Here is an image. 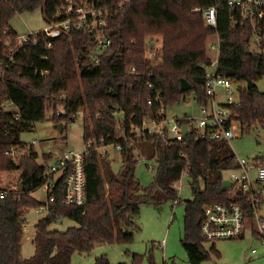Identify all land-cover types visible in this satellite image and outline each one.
Returning a JSON list of instances; mask_svg holds the SVG:
<instances>
[{"label":"trees","instance_id":"obj_1","mask_svg":"<svg viewBox=\"0 0 264 264\" xmlns=\"http://www.w3.org/2000/svg\"><path fill=\"white\" fill-rule=\"evenodd\" d=\"M84 1L106 13L110 47L98 63L89 58L94 36L85 31L72 30L55 39L36 33L10 53L17 37L9 26L13 17L39 10L47 24L56 17L58 8L67 5L66 0H0V171L18 172L21 184L20 191H11L0 200V264H69L74 254L88 255L98 244H130L139 229L136 218L141 206L159 208L175 202V185L183 174L192 197L184 202L180 243L188 264H202L209 252L217 253L215 242L200 235L203 209L212 204L245 205L236 186L222 185L224 174L237 168L235 155L227 150L228 144L197 140L192 132L180 142L150 134L134 139L129 125L139 126L146 117L155 116L160 105L165 112L187 95H193L199 107L208 105L205 68L210 61L205 43L217 34V73L246 84L239 89V105L226 107L230 118L242 134L263 126L264 93L255 84L264 76V43L245 53L253 31L249 26L231 27L226 0ZM211 6L217 7L215 30L204 25L202 10ZM153 36L161 38V48L150 59L144 56L145 42ZM130 68L137 74L129 73ZM3 105L11 107L4 110ZM116 106L125 119L119 128L113 117ZM58 109H63L65 116L56 115ZM49 111L54 124H68V114L82 113V140L88 151L84 157L86 200L80 207L64 206L63 177L58 178L48 214L34 224V253L23 259V212L44 205L30 194L45 182V165L37 163L38 154L26 148L20 135L32 132ZM187 119L174 120L187 124ZM114 143L122 146L121 165L115 173L107 156L98 151L101 145ZM25 148L26 155L18 163L4 156L11 149ZM135 150L146 161L156 163L149 187H142L135 177ZM42 158L45 164L53 157L47 153ZM255 162L264 166V157ZM61 218L74 221L76 226L64 232L50 231L49 226ZM206 243L210 244L209 252L204 249ZM132 263H138L136 255ZM94 264L110 263L100 256ZM148 264L155 263L149 258Z\"/></svg>","mask_w":264,"mask_h":264},{"label":"built area","instance_id":"obj_2","mask_svg":"<svg viewBox=\"0 0 264 264\" xmlns=\"http://www.w3.org/2000/svg\"><path fill=\"white\" fill-rule=\"evenodd\" d=\"M66 7L56 10V17L52 18L46 27L39 32L47 39H55L62 35H67L70 31H85L94 36V45L89 51V58L92 63H98L99 58L110 47V40L106 32V13L102 10L90 8L84 0H66ZM226 6L231 13V27L249 26L252 29V36L248 43L249 51H256L264 43V0H226ZM199 11V10H198ZM204 25L212 30L217 26V7L211 6L202 10ZM28 35L17 36L15 46L10 53H14L29 41ZM212 41L207 44L208 53L215 55L212 59L209 56L210 64L205 68V94L208 98L207 106H200L198 119H187V131L194 133L197 140L212 141L229 144L230 140L236 137L235 132L239 129L237 123L230 118L227 106L239 105V94L232 89V83L228 78L217 73V63L219 56V37L215 34ZM50 47V44L48 45ZM149 53V52H148ZM155 54L145 55L152 59ZM129 73L136 75L134 68H130ZM150 88V85H148ZM221 89L225 94V104L217 102V91ZM4 110H8L10 105H3ZM64 115L63 109H58L56 115ZM81 112L68 114L70 123H73ZM117 128L124 125V113L118 106L113 112ZM182 124L176 120L166 121L164 107L160 105L155 116H148L141 121L139 126L129 125V133L134 139L143 137L144 134L157 135L162 140H172L180 142L182 135ZM170 129V130H169ZM118 137L127 142V137L119 133ZM40 146V141L33 140L26 148L34 149ZM105 145L98 148L102 157L107 156L103 151ZM114 151L118 154L122 151L121 143L112 144ZM26 148L23 149L24 153ZM38 155H44L41 150L35 151ZM86 146L82 150H64L59 154H52V164L45 165V182L42 185L46 192V201L37 212L48 214L47 206L55 199L56 181L63 177L61 203L64 206H83L86 200L85 165L84 157L87 155ZM23 153V155H24ZM136 163L138 159H144L134 151ZM19 155V151L11 149L4 153L5 157L12 161ZM237 168L229 171V177L225 180L236 186L245 199V205L241 204H212L203 209L202 221L200 225V235L207 242L220 240L239 239L245 230L251 231L252 235L260 238L264 245V166L258 165L255 160L248 163L244 159L234 158ZM145 160V159H144ZM150 171L154 168L149 167ZM2 172L0 171V177ZM13 190L0 188V200L6 198ZM250 210V212H249ZM253 223L254 227H251ZM256 250H251V254H256Z\"/></svg>","mask_w":264,"mask_h":264},{"label":"rangeland","instance_id":"obj_3","mask_svg":"<svg viewBox=\"0 0 264 264\" xmlns=\"http://www.w3.org/2000/svg\"><path fill=\"white\" fill-rule=\"evenodd\" d=\"M9 26L17 36L28 35L29 33L42 31L46 23L39 10L31 13H24L13 17ZM208 37L205 43L212 41ZM144 56L155 54L161 48V38L153 36L146 39ZM149 52V53H148ZM212 59L215 55L207 53ZM259 92L264 93V76L256 82ZM246 87L244 82L232 83V89L236 94L239 89ZM217 102L225 104V94L221 89L217 91ZM200 107L194 101L193 95H187L185 100L178 104L172 105L165 110L166 121L170 122L175 118L187 116L192 119H198ZM50 111L47 112L46 120L37 123L30 133L20 135L21 142L29 145L33 140L40 141V146L33 150H41L47 154H59L64 150L79 151L84 148L83 134V117H78L73 123H61L65 127L63 132L53 128L55 125L50 120ZM170 130V129H169ZM236 137L230 140L227 150L235 155L238 159H244L248 163L258 158L264 157V124L252 129L249 133L242 134L239 129L235 132ZM107 160L110 161L111 170L115 173L121 165L120 155L114 151V148L106 146L104 150ZM24 150H19V155L14 162L26 155ZM53 159L47 160V166L52 164ZM38 164H43L42 155H38ZM149 167L154 168L150 171ZM156 174V163L138 159L135 167V177L139 180L142 187H149L152 184L153 177ZM229 177V173L224 174V179ZM19 183V174L16 171L2 173L0 177V188L17 191ZM177 199L175 202L168 201L159 208L143 205L140 208L139 216L136 218L138 230L134 232L133 242L130 244L114 243L111 245L98 244L94 246L88 255L74 254L69 264H94L97 257L104 256L110 264H135L132 263L133 255L137 256L138 263L148 264L149 258L155 264H188L186 254L181 246L180 239L183 234V216L184 202L191 199V191L188 185V178L183 174L175 185ZM30 196L38 201H46V192L41 187ZM45 216L44 212H37L35 209H27L23 212L25 227L23 228V238L21 243V256L23 259L30 258L34 253L32 237L34 234V224ZM74 221L68 218L58 219L49 226L50 231L64 232L68 228L75 227ZM217 253L209 252L210 244L206 243L204 249L209 252V258L202 264H264V245L260 238L254 237L249 230H245L242 239L220 240L214 243ZM251 250H256V254H251Z\"/></svg>","mask_w":264,"mask_h":264},{"label":"water","instance_id":"obj_4","mask_svg":"<svg viewBox=\"0 0 264 264\" xmlns=\"http://www.w3.org/2000/svg\"><path fill=\"white\" fill-rule=\"evenodd\" d=\"M245 53L246 54H249L250 53L249 50H248V48H245ZM53 128L56 129L57 131H59L60 133L63 131V127H62L61 124H55L53 126ZM181 129H182V135H183V137H186L188 135V131H187L186 125L185 124H182ZM222 185L225 188L231 187V183L229 181H227V180H224L222 182ZM18 189H19V191L21 190V184H19Z\"/></svg>","mask_w":264,"mask_h":264}]
</instances>
